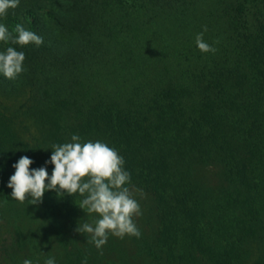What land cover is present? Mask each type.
<instances>
[{
  "label": "trees",
  "instance_id": "1",
  "mask_svg": "<svg viewBox=\"0 0 264 264\" xmlns=\"http://www.w3.org/2000/svg\"><path fill=\"white\" fill-rule=\"evenodd\" d=\"M77 198L134 254L85 215L48 264H264V0H0V207L48 245Z\"/></svg>",
  "mask_w": 264,
  "mask_h": 264
},
{
  "label": "rangeland",
  "instance_id": "2",
  "mask_svg": "<svg viewBox=\"0 0 264 264\" xmlns=\"http://www.w3.org/2000/svg\"><path fill=\"white\" fill-rule=\"evenodd\" d=\"M103 172L99 169L94 170L93 175L89 174L87 178L88 181H99L100 175ZM27 195L31 198H38L41 195V189L37 186H31L28 188ZM70 191V190H69ZM128 198H129V207L132 209L131 217L133 220L138 221L140 209L146 212L147 206L149 205L146 196L137 191L133 186H129L128 189ZM70 207L66 209L65 219L59 220L54 217L55 230H53V236L49 241V244L43 242L42 232L39 231L41 227V220L44 218L43 212L46 210L40 209L39 211H33L31 214L27 210L21 209L12 211H5L0 207V264H48L46 259L48 256V251L54 246L65 245L69 243L70 232L73 231L77 233L78 225H81L82 216L86 215L85 219V229L88 230V237L85 239L90 246H99V242L106 243L108 239H111L113 243L116 244L123 251L128 252L133 256L134 254V245L129 241L128 233L130 227L128 225V218L122 213L121 216L118 214L112 213L107 215L106 211H102V208L88 207L85 203H80L79 198L76 200H71ZM1 206V205H0ZM23 211H21V210ZM19 211L18 213H16ZM54 213L53 209L51 210ZM49 219V215H47ZM60 221V222H59ZM22 230L25 237L32 235L36 237L33 242L29 243L28 246H21V250L18 252L16 258L13 257V252L16 244H19V240L22 241L23 237H18L16 239L15 232ZM29 238V237H28ZM16 239V240H15ZM25 239V238H24ZM68 245V244H67ZM71 245L69 246V248ZM55 250V249H54ZM53 251V250H52ZM55 258L59 257V254L55 253ZM101 256V262L104 264H119V261L115 259L108 258V255L101 250L99 252ZM14 258V259H13ZM79 258L84 259L85 255L83 251L79 253ZM114 262V263H113ZM56 264H58L56 262ZM136 264H140V261H137Z\"/></svg>",
  "mask_w": 264,
  "mask_h": 264
}]
</instances>
